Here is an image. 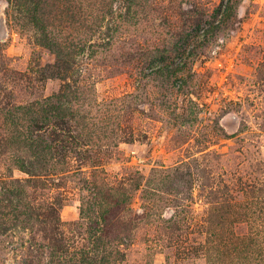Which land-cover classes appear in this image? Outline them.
Here are the masks:
<instances>
[{"label": "rangeland", "instance_id": "obj_1", "mask_svg": "<svg viewBox=\"0 0 264 264\" xmlns=\"http://www.w3.org/2000/svg\"><path fill=\"white\" fill-rule=\"evenodd\" d=\"M69 6L0 0V264H264V0Z\"/></svg>", "mask_w": 264, "mask_h": 264}, {"label": "trees", "instance_id": "obj_2", "mask_svg": "<svg viewBox=\"0 0 264 264\" xmlns=\"http://www.w3.org/2000/svg\"><path fill=\"white\" fill-rule=\"evenodd\" d=\"M70 1H73V0H44V9H42L41 14L44 13V17L45 15L48 16L49 14H52V7H54V12L57 13L58 9L56 7V4H58L59 2H62L65 4V7L60 12L64 13V15H66L69 19L72 20L75 17V10L71 6H69ZM47 6H50V7H47ZM46 24L47 23H44V26Z\"/></svg>", "mask_w": 264, "mask_h": 264}]
</instances>
